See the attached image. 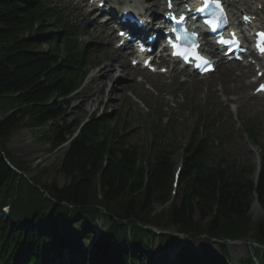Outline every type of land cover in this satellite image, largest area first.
<instances>
[{"label":"trees","instance_id":"obj_1","mask_svg":"<svg viewBox=\"0 0 264 264\" xmlns=\"http://www.w3.org/2000/svg\"><path fill=\"white\" fill-rule=\"evenodd\" d=\"M46 23H52L59 34L48 33ZM64 32L68 38L62 36ZM74 36V30L46 3L0 0L1 262L9 264L15 256L18 264H64L61 257L66 250L76 256L68 264H84L77 259L78 241L91 238V225L100 217V209L111 227L94 244L92 264L145 261L144 237L136 232L129 242L126 221L173 227L179 233L215 240H236L252 233L264 244V219L252 223L248 215L254 190L251 171L235 172L232 165L214 164L207 142L192 144L178 196L157 213L155 205L166 204L170 198L169 146L148 157L127 142L120 126L109 128L103 120L85 125L68 143L57 170L68 184L40 183L38 177L29 182L11 169L9 164L24 171L5 148L12 133L25 128L44 130L42 137L50 141L51 151L70 134L58 123L65 99L83 77L84 50ZM261 148L262 169L255 191L264 210V143ZM5 206L10 211L1 216ZM204 263L223 264L208 251L198 254L194 249H188L178 262Z\"/></svg>","mask_w":264,"mask_h":264},{"label":"rangeland","instance_id":"obj_2","mask_svg":"<svg viewBox=\"0 0 264 264\" xmlns=\"http://www.w3.org/2000/svg\"><path fill=\"white\" fill-rule=\"evenodd\" d=\"M31 1L39 2L41 0ZM48 1L54 12L60 14L65 22L75 25L80 31L79 39L85 45V57L88 63L83 83L78 91L66 102L65 113L61 120L66 124L65 132L66 130L72 131L76 123L80 121L86 122L92 117H103L111 122V126L117 120H120L125 127L123 134L126 136L127 142L138 146L148 157H152L159 148L169 146L166 152L171 154L170 161L173 165V171H176V168L183 161V157L187 158V161L189 160V150L192 142H196V139L200 140V138L204 139L209 136L213 141L214 153H219L221 159L225 160L226 163L236 164L239 167L252 166L254 170L252 172V179L255 178L254 174L256 170L253 165L255 156L250 150L249 144L251 143L247 139L249 136L243 128L244 126H256L258 129L256 140L258 142L264 141V105L263 110L257 104H254L249 109H247L248 106H241L236 109L238 107L236 104H224L221 98L214 101L213 99L204 100L201 98L199 101L193 102L187 96L181 99V103H172L169 101L168 95L164 96V102L162 103L152 99L155 96V91L149 88L148 83L144 84L143 89L147 90L151 97L143 96L140 93L135 95L131 90L125 89V86L132 83V81L138 83L142 79L135 73L133 74V80L121 78V84H117L114 89L115 94L108 99H103L95 112H92V110L74 112L73 108L77 105V101L73 97L83 89L88 78L97 69H102L103 66H106L107 63L106 61L101 62L100 51L98 48H95L97 44L92 41L93 38L90 34L92 29L89 26H99V21L103 14L94 9L98 7L97 4L88 8V11H90L89 15L83 16L69 8L67 5L69 3H64V0ZM119 1L124 3L125 0ZM151 1L149 0V2ZM231 9L233 12L239 11L237 6ZM47 28L50 33L54 30L50 24L47 25ZM108 35L113 38L110 28L108 31H105L102 38L106 39ZM104 46L98 45L99 48L108 49L110 47V45L108 47ZM42 49L46 50V47L44 46ZM92 64L94 65L93 67ZM125 65L129 67L128 61H125ZM116 69L118 67H115ZM174 72L171 73V78H163L165 84L170 85V83L179 82L180 79L185 78L183 74H174ZM117 74L122 73L118 72ZM254 74L255 72L253 71L251 77ZM205 81L218 82L217 74L210 76ZM252 89L253 87L251 86L249 88L250 92ZM233 97L237 98L236 96ZM42 134V130L21 129L10 136L6 148L18 161H21L25 165L27 169L25 174L30 179L37 176L42 183L55 182L61 187L63 184L68 183L63 175L57 171L63 157V152L51 153V143L48 139L42 137ZM178 190L179 187L176 188V196L174 198L178 196ZM179 200L180 197H178ZM156 208L160 209L159 207ZM192 215L195 221L198 220V215L195 213ZM250 216L252 223L263 219L260 209L255 204L251 206ZM108 225L109 223L102 222V231L106 230ZM172 229H164V232L172 234ZM250 237L246 236V240H243L240 244L224 245L229 254L230 264H239L240 261L247 260L249 257L254 258L255 253L252 251L253 248L248 246V244H253ZM188 244H193L195 249H199L201 246L199 240H190ZM88 245L87 242L80 241V251L85 252ZM241 245H244L246 248L244 249ZM208 248L216 255L221 254L220 245L211 244ZM168 260L171 261L169 264H173L174 257L170 255ZM165 263H168V261H165Z\"/></svg>","mask_w":264,"mask_h":264},{"label":"bare ground","instance_id":"obj_3","mask_svg":"<svg viewBox=\"0 0 264 264\" xmlns=\"http://www.w3.org/2000/svg\"><path fill=\"white\" fill-rule=\"evenodd\" d=\"M99 2V1H98ZM97 2V3H98ZM176 5L181 4L180 0H174ZM69 8H71L75 13L82 14L85 11V6H82V0H66L65 2ZM246 8V14L250 16H255L256 18L262 19L261 13L256 12L253 7H249V1H242ZM118 4V2H117ZM164 5L160 0L151 1V5L145 8V13L152 10L156 15L160 16ZM242 14L238 17L239 19L231 14L232 18H235L240 24ZM109 26V21L101 28H94L90 26L92 41L97 44L98 50L101 55V62H107L106 66L99 68L92 74L83 89L78 92L74 100L77 101V105L73 108L74 112H82L83 110H92L95 112L99 105L102 103L103 99L110 98L115 94L114 89L117 84H120L119 76H124L126 79L132 80V75L135 73L125 66L122 61L124 58L123 54L118 57V50L109 47L108 49L99 48L98 45H108L111 44L110 38L107 36L106 39L102 38V31L106 30ZM264 28V26H262ZM104 46V47H105ZM222 59V58H221ZM260 70L264 71V59L259 62ZM119 67V72L122 74L118 75V71L115 67ZM254 67L243 68L237 64H220L217 67V80L215 81H205L208 77H202L197 80L187 79L184 81L174 82L170 85L165 84L162 76L157 74H149L143 69H138L137 73L143 77V80L151 85L155 91V96L153 100L164 102V96H169V101L172 103H181V99L184 96L190 98L193 102L199 101L201 98L218 100L220 97H225V103L235 102L239 107L248 106L247 109L252 108L254 104L259 105V108L263 110V104L260 100V96H253L252 93L249 94V88L252 85L251 82V70ZM171 78V77H169ZM259 81V80H258ZM125 89H131L136 94H141L143 96L151 97L149 92L143 89V81L137 83H129L125 86ZM190 96V97H189ZM228 96H236L237 98L231 100ZM239 103V104H238ZM250 150L254 154L253 165L258 169V150L254 147H250Z\"/></svg>","mask_w":264,"mask_h":264},{"label":"snow or ice","instance_id":"obj_4","mask_svg":"<svg viewBox=\"0 0 264 264\" xmlns=\"http://www.w3.org/2000/svg\"><path fill=\"white\" fill-rule=\"evenodd\" d=\"M259 36H260V43H258L257 47H258V50H260L261 53L264 54V33L259 34ZM220 42L221 43H229V42L223 41V40ZM173 46L175 47V45H173ZM178 54H180V53L174 52V55H178ZM205 63H206V61H205ZM258 90H264V85H261V88Z\"/></svg>","mask_w":264,"mask_h":264}]
</instances>
